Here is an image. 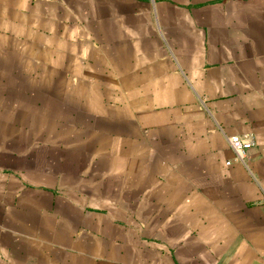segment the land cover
<instances>
[{
    "label": "crops",
    "instance_id": "1",
    "mask_svg": "<svg viewBox=\"0 0 264 264\" xmlns=\"http://www.w3.org/2000/svg\"><path fill=\"white\" fill-rule=\"evenodd\" d=\"M0 264H264V0H0Z\"/></svg>",
    "mask_w": 264,
    "mask_h": 264
},
{
    "label": "built area",
    "instance_id": "2",
    "mask_svg": "<svg viewBox=\"0 0 264 264\" xmlns=\"http://www.w3.org/2000/svg\"><path fill=\"white\" fill-rule=\"evenodd\" d=\"M232 149L240 159L243 157V152L252 146V141L246 138H231L229 140Z\"/></svg>",
    "mask_w": 264,
    "mask_h": 264
}]
</instances>
